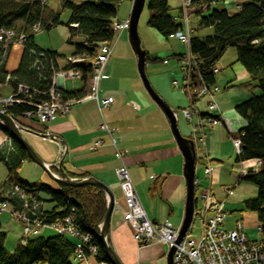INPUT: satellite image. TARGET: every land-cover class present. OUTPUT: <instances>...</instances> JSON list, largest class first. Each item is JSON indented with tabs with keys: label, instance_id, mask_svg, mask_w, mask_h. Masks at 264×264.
I'll use <instances>...</instances> for the list:
<instances>
[{
	"label": "trees",
	"instance_id": "16d2710c",
	"mask_svg": "<svg viewBox=\"0 0 264 264\" xmlns=\"http://www.w3.org/2000/svg\"><path fill=\"white\" fill-rule=\"evenodd\" d=\"M122 0H58L53 11H47L46 5L39 0H0V29H12L16 34H24L25 42L18 66L13 71L6 69V61L11 46L0 50V85L8 84L15 90L16 83L24 84L39 92H46L51 87V68L56 67L54 51L43 50L34 43L37 32L32 30L34 24L39 25V31H48L60 23L59 17L63 11L67 12L64 23L69 30L68 42L74 37L80 39L75 43L74 55L85 54L83 62L75 66L81 69L83 87L78 90L56 88L63 101L78 100L86 96L87 80L90 75L89 59L96 54L99 43H112L114 33L111 27L116 18L117 9ZM201 0H193L197 3ZM209 1V0H203ZM148 18L146 26L155 29L164 38L169 37L181 24L170 13L171 8L167 0H148L146 4ZM196 13L197 26H212L213 34L191 38L189 49L202 65L200 74L209 85L214 84L212 68L228 46L236 48V62L248 73V78L234 84L236 87L249 91L258 90L248 99L234 105L235 114L241 121L236 134L240 140L241 152L237 155L240 161H262L263 166L254 174H248L243 180L257 186L255 198L246 199L242 205L257 215L259 228L264 230V0H246L238 6V11L229 13L225 9H210ZM70 24H76L70 27ZM182 54L174 55L180 57ZM148 61L158 58L146 57ZM66 67V66H65ZM64 67V68H65ZM194 84L190 87L192 90ZM35 103L46 99L42 94L30 92L29 96L21 97ZM26 103H14L6 107V114L13 117L21 116L32 110ZM0 131L10 138L9 143L0 146V162L7 171V178L0 187V201L7 202L14 210L22 207V200L14 193L13 187L18 186L27 193H33L34 198L42 204L38 193L50 196L54 203L51 209L38 207L32 212L34 216L45 224H52L63 219L71 209H75L74 222L81 232L92 235L93 242L98 247L94 256L95 264L109 263L101 241L98 238L99 227L106 211L104 192L91 185L69 186L56 182L54 188L47 183L35 182L28 184L18 177V170L25 161H31L25 149L0 123ZM235 134V135H236ZM52 171L55 168L51 167ZM69 177L84 178L85 174L66 172ZM6 232L0 225V264H77L73 256V243L66 237L56 235L43 237L21 238L13 249L8 250L5 245Z\"/></svg>",
	"mask_w": 264,
	"mask_h": 264
},
{
	"label": "crops",
	"instance_id": "0c3cea01",
	"mask_svg": "<svg viewBox=\"0 0 264 264\" xmlns=\"http://www.w3.org/2000/svg\"><path fill=\"white\" fill-rule=\"evenodd\" d=\"M57 1L58 0L54 3V8ZM167 2L171 10H174V12L171 11L170 13L174 17L178 16L180 14L178 0H167ZM54 8H48L47 12L53 11ZM128 11L129 6L125 12ZM189 11L192 14L189 18V25L193 29V37L195 36V28L193 24H197L198 17H196V13L199 11H197L194 6L190 7ZM125 12L121 13L122 17H124ZM152 30L161 36L155 29ZM39 32L40 31L37 33ZM124 32L127 34V31H123L117 37L116 41L113 42L111 56L104 66L103 77L99 82V93L101 96L111 95L113 97V102L109 107L103 108L99 111L94 101L85 99L73 104L68 113L58 115L50 122H41L36 116H32L29 119H25V123L21 126L37 132L56 135L57 139H48L25 132L27 136L32 138L34 141V146L24 137L25 140L45 163L52 165L55 162L58 163L59 160V163L65 173L70 172L75 175L85 174L86 177L92 176L109 187L113 194V207L110 215L107 241L122 264H166V247L163 244L151 243L148 245H139L134 240L133 226L126 221L127 206L119 187V181L115 174V169L119 166V162L116 158V149L125 153L123 157L124 164L126 166L131 184L148 219L155 222L170 221L174 226H180L184 216L185 179L182 173L183 156L171 134L164 114L158 106L151 99H149L150 97L148 98L147 96L148 94L146 93L139 78L137 67L134 65L136 58L128 42V38L127 42L125 39H122V34ZM64 35H66V43L71 45L73 49L70 54L63 56V59L65 60L63 66H59L58 64V57L62 56L58 54L49 42H46L43 35L34 36V43L39 48L54 51L58 55V57L55 58V63L61 68L65 67L67 64L65 57L74 55V46L70 43H75L80 39L79 37H74L70 40V42H68V27ZM74 39L78 40L74 41ZM15 46L18 49L12 62L10 63L12 49ZM21 52V46H11L6 61V69L8 71H13L17 68ZM120 59H126L128 65H125V67L122 68L118 64V60ZM178 59L179 58L175 56V60L178 61ZM166 61V58L162 59L164 64ZM217 63L218 61L215 63V66L219 69V71H221V67ZM178 65L179 64L176 63L175 67L170 71L172 81L177 79L175 73L177 72ZM216 74H214V84L218 85ZM247 78L248 73L245 69H243V67H240L230 73L224 72V74H221L219 78V85L222 86L221 90H223L225 89V84L230 83L231 86L232 84L234 85L238 82L246 80ZM152 84L156 92L169 104L175 102L174 95L163 96L161 92L162 90L156 79L153 80ZM82 87L83 82L78 88H63L65 90H78ZM88 87L89 83L87 80V92ZM4 89L6 90L4 91ZM11 89V86L8 84L0 85V97H6L9 95L13 91ZM1 91L5 94L1 93ZM181 91L179 92L183 96L177 105L186 106L188 104V93L185 90ZM238 92L237 96L230 99H228L225 94L222 95L227 98V103H223V97H221V100L218 99L220 96L219 94L217 96L218 109L233 136H235L239 128H233L232 120L238 122L239 119L237 118L238 116L235 115V111L233 112L234 109L231 112L228 101L237 97H242L241 100L233 102L232 105H235L236 103L251 97L252 94L256 93V90L251 92L249 90L246 91L245 89H240ZM200 100L204 99H196L194 101V105L201 114H205L206 103L205 101L200 102ZM103 123H105L109 130H111V134H108L106 130L101 128ZM240 125L241 123L239 122L237 127H240ZM223 127L226 131L224 125ZM38 128H42L43 130L38 131ZM224 129L216 124L210 131L207 132L205 136L204 150L207 152L211 160V182L214 180H220L221 177L225 176V172L223 170L225 167H220L219 165H214L213 163L214 161L218 162V159L225 156L230 157L234 154L233 165L237 166L238 169L239 167L245 168L243 166V161L238 159L231 145L232 143L229 141L227 132L225 133ZM224 133L227 138H225ZM2 134L0 146L4 143L10 142V138L3 132ZM183 136L188 137L189 134ZM97 140H101L102 144L96 146L95 142ZM216 141H219V143L216 144ZM49 142L56 143V147L52 148L53 150L48 148V144L50 145ZM215 151L219 154L216 155ZM199 158L200 159L196 162L195 176L203 178L205 160L202 157ZM245 162L248 164L245 169L251 168L254 164H251L250 160H246ZM200 164L202 171L201 177L197 176V168ZM233 167L230 170V173L234 175L233 183L231 179L229 184H232L223 188L224 199L222 202H225V198L230 196L232 189L238 185L236 184L237 172L234 171ZM55 172L59 174V171H54V173ZM221 173L223 176H221ZM6 178L7 175L5 178L4 176L2 177L0 180V187ZM71 178L81 179L78 177ZM209 188L211 189V183ZM232 197L228 199L229 202L234 204L238 202L236 199H231ZM255 197L256 196H249L248 194L246 198L251 199ZM105 201L107 204L106 197ZM51 203L52 208L54 203ZM233 226L234 223L232 224V227ZM52 235H56L55 230L47 227L36 232L33 237H48ZM21 238L22 234L18 235L14 241L11 242L10 248L5 247L8 250L13 249ZM5 243L6 238L4 245ZM87 264H95L94 257H89Z\"/></svg>",
	"mask_w": 264,
	"mask_h": 264
},
{
	"label": "built area",
	"instance_id": "2783aa9c",
	"mask_svg": "<svg viewBox=\"0 0 264 264\" xmlns=\"http://www.w3.org/2000/svg\"><path fill=\"white\" fill-rule=\"evenodd\" d=\"M45 1L39 0L41 5L46 4ZM178 2L180 14L175 16L174 19L181 24V27L170 34L169 37L175 38L186 45L187 50L178 59L183 84L180 86L179 81L174 79L172 85L188 93V104L180 107L179 112L189 125L188 137L194 144L196 162L200 159L199 157L205 160L203 178L195 177L193 180L194 208L191 222L181 242L175 244L174 241L176 240L179 226H174L170 221L155 222L148 219L131 184L124 164L123 157L125 153L116 149V158L119 166L115 169V174L127 206L126 221L133 226V237L137 244L161 243L166 247V253L171 246H174L173 264H264V230L257 227V236H250L245 232L244 225L240 219L235 220L232 228H223L225 219L224 202L216 200L211 195L209 188L211 183V160L204 150L207 132L214 125L223 124L236 155L241 152L239 137L237 134L235 136L232 135L226 121L221 116L218 104L214 98L215 94L220 91V87L209 85L202 79L200 74L202 62L189 49L193 33V29L189 25V18L192 16L189 8L194 6L197 11H204L215 4L216 0H201L197 3H193V0H178ZM73 26L77 25L73 24ZM111 27L115 37L114 41H116L123 31L128 30V17L124 20L113 19ZM32 30L38 32L40 30L39 25L34 24ZM24 42V34H16L12 29H0V50L7 49L12 45L22 47ZM113 42L99 43L96 46V54L89 59V87L85 97L78 100L63 101L60 93L56 90V88L64 87L66 79L82 80L83 73L75 64L86 59V55L83 53L68 57V66L65 68L59 69L55 66L51 68V87L46 92H39L24 84L16 83L14 91L6 97H0V110L6 112L7 106L14 103H26L32 106L33 109L24 114L28 117L36 116L39 121L46 123L54 120L58 115L68 113L73 104L85 99L94 101L99 111L109 107L113 102V97L99 94V82L103 77L104 66L111 56ZM218 71L219 69L216 66L212 68V72L217 73ZM193 84L194 87L191 90L190 87ZM30 92L42 94L46 99L35 103L21 98L29 96ZM202 97L207 99L205 114H201L194 105V101ZM175 116L178 119V112H175ZM101 128L111 134V130L105 123L101 125ZM101 144V140L95 142L96 146ZM199 147L201 150H199ZM259 165L260 162L257 163V167ZM257 167H251L249 171L239 167L236 184L240 183L248 174L255 173ZM202 179L207 180L208 185L202 187L200 193L196 196L195 194L200 189ZM13 191L22 200L21 209L14 210L7 202L0 201V212H10L21 223L24 237L31 238L39 228L48 227L72 241L74 247L73 256L76 260H85L87 264L89 257L97 255L98 247L93 242L92 235L88 232H81L74 222L75 209H71L63 219L56 220L52 224H45L32 214L39 206V201L34 198L33 193L29 194L18 186H14ZM195 220L197 225L193 227Z\"/></svg>",
	"mask_w": 264,
	"mask_h": 264
},
{
	"label": "rangeland",
	"instance_id": "374dc122",
	"mask_svg": "<svg viewBox=\"0 0 264 264\" xmlns=\"http://www.w3.org/2000/svg\"><path fill=\"white\" fill-rule=\"evenodd\" d=\"M55 2H56V0H46L45 1V3H46L45 8L46 9H48V8L53 9ZM147 2H148V0H145L144 7L142 9V12H141L139 20H138V35L140 37V40H141L143 47L147 51L148 57L150 59L151 58H158L159 60L154 61V62L153 61L146 62L145 73H146V76H147L152 87H153V84H152L153 80H155V79L157 80V82H158V84L162 90L161 92H162L163 96L164 95L165 96L174 95L175 102L171 103L172 105L169 104L166 100L165 101L176 112H178L177 125L179 128V131L183 135H188L189 134V125L185 122L184 118L182 117L181 113L179 112V108L181 106L182 107H184V106L183 105H177V103L181 100V98L183 96L182 95L183 93L181 91L182 89L174 87L172 85V83H171L172 75L170 72L171 69H173L175 67L176 63L178 64V61L175 60V56L172 54L185 53L187 50L186 49L187 47L185 45H183L182 43H180L175 38H171V37L164 38L163 36H159L155 31H153L152 29H150L149 27L146 26V20L148 18V11L146 8ZM244 2H246V0H216V3L213 4L210 9L222 8V9H225L229 13H235L238 11V6L240 4H243ZM47 6H48V8H47ZM128 6H129V11L125 12L127 10ZM131 6H132V0H122L118 6V9H117L116 19H118V20L126 19L128 17L129 12H130ZM55 7H56V5H55ZM171 11L174 12V10H171ZM122 12H125L124 17L121 16ZM204 13H207V11H204ZM66 18H67V12L63 11L59 17V20H60L59 24L55 25L54 27H52L48 31L42 30L39 33L35 34V37H36V35L39 36L42 34L43 37L45 38L46 42H49V44L58 52V54L60 56H62V57H58L59 66H63V64L65 62V60L63 59V56H65L66 54H70L71 50L73 49L71 47V45L66 43V39H65L66 35H64L65 31H67V27L64 25ZM190 23H191V20H190ZM193 26L195 28V36H197V37L208 36V35L213 34V27L212 26L198 27V26H196V23H194ZM70 27H74L73 24H70ZM193 35H194V33H193ZM122 39H125L127 42L126 32H124L122 34ZM77 40L78 39H74V41H77ZM17 49L18 48L16 46L13 47L11 58H10V63L12 62V60H13L16 52H17ZM71 56H75V55H70V56L65 57L66 62H67L66 66H68V57H71ZM163 58L167 59L165 64L162 62ZM118 64L122 68H124L125 65H128V62L126 61V59H120V60H118ZM217 64L221 67V71H219L216 74V77L218 79L217 80L218 85H216V86L220 87V90H221L222 86L219 85V78H220L221 74H224V72L230 73L231 71H235V70H237V68L239 69L241 67V64L236 62V48H235V46H232V45L228 46L225 49L222 56L219 58ZM134 65H136V61H134ZM56 67L59 69H62L61 67H58L57 64H56ZM175 75L177 76V80L179 81L180 86H181L183 84V80H182V72L179 68V65H178V69H177V72L175 73ZM81 84H82V80H80V79H75V80L66 79L64 81V87L67 89L78 88L81 86ZM224 88L225 89L220 91V94L218 92L214 96L217 104H218V100H217L218 94L220 95L218 97V99L221 100V97H223V99H224L223 103H225V102L227 103V98L230 99L234 96H237L239 93L238 90L243 89V88L236 87L233 84L230 86V83L225 84ZM153 89H154V87H153ZM5 90L6 89H4V91ZM11 90H13V89H11ZM245 90L248 91L247 89H245ZM179 91H181L182 94ZM1 93H3V92L1 91ZM256 93H258V90H256ZM3 94H5V93H3ZM224 94L226 95L227 98L225 96H222ZM148 98H149V96H148ZM202 98L204 100H200V102L205 101V103H206L207 99L205 97H202ZM241 99H242V97H237V98H234V99L228 101V105H229V108L231 109V112L234 109V105H232L233 102L239 101ZM233 112H234V110H233ZM15 118H16V122L19 125H22L23 123H25L24 120L29 119L30 117H28L27 115H25L23 113L21 116H17ZM239 122L241 123L240 119L238 120V122L232 120L233 128L238 129L239 127H237V124ZM217 125H219L220 127H222V129H224L222 124H217ZM37 130L41 131L43 129L38 128ZM224 131H225V129H224ZM226 132H227V130L225 131V133ZM225 133H224L225 138H227L228 134L226 136ZM2 135H3L2 131H0V139H1ZM40 141H42V140H40ZM229 141H230V139H229ZM218 143H219V141H216V144H218ZM230 143H231V141H230ZM199 150H201L200 147H199ZM215 152H216V155L219 154L217 151H215ZM233 161H234V154L231 155L230 157L225 156L221 159H218V162H215V161L213 162L214 165H219L220 167L223 166V167L227 168V169L223 168V170L225 172V174H224L225 176H223L221 173V176H223V177H221V179L219 178L220 180H217V181L214 180L211 182V189L210 190H211L212 195L217 200L222 201L224 199L223 188L226 186L228 187L233 183L234 175L232 173H230V170L234 166ZM254 162L255 161L250 160L251 164H253ZM58 164H59V160H58V163L55 162L49 166L50 170L52 167V168H55V171H59ZM247 165L248 164L245 161H243V166L245 168ZM233 168H234L235 172H238L239 169L237 166H234ZM250 169L251 168H249L247 170H250ZM52 172L54 173V171H52ZM54 174L57 175L58 177H62L60 172H59V174L56 172ZM201 174H202V171H201V164H200V165H198V168H197V176L201 177ZM6 175H7L6 168H5L4 164L2 162H0V180L2 179L3 176L5 178ZM18 177L20 180L25 181L28 184H33L35 182H42V183H47L54 188L57 186L56 182L52 181L50 179V177L48 176V174L39 165H37L33 161H29V160L24 162L23 165L18 170ZM72 179H75V178H72ZM231 179H232V183L229 184ZM207 183H208L207 180H203L201 182L200 189L195 194L196 196L200 193V190L202 189V187L207 186ZM247 183L249 185H254L253 183H251L249 181L242 180V182H240L236 187H234L232 189V191H231L232 193L230 194V196L225 198V202H224V210H225V217L224 218L225 219H224V223H223V228L230 229L232 227V224L234 223V221L237 218H239V219H242V223L244 225L245 232L248 233V235L254 237V236H257L256 228L259 226V223L257 221V215L254 211L247 210L244 207V205H242V202L244 200H246L247 198L244 197L243 195H242L243 197H241V194L238 191L242 186H244V190L247 191V189H248V192H250V186H246ZM256 195H257V192H256ZM38 196L42 200L43 208L46 210L51 209L52 203L50 202V196L46 193H43V192H39ZM230 197H232L231 199H233V200L236 199V201H238V202H236L235 204L232 202H229L228 199H230ZM42 204H40L37 207H40V206L42 207ZM0 222H1V229L4 232H6V235H7L5 246L10 248L11 242H13L14 239L18 235L22 234L21 223L8 211L0 212ZM196 225H197V222L195 220L193 222V227H195ZM41 229H43V228H39L37 230V232ZM76 262H77V264H84L85 260L84 261L83 260L82 261L76 260Z\"/></svg>",
	"mask_w": 264,
	"mask_h": 264
},
{
	"label": "water",
	"instance_id": "95a60500",
	"mask_svg": "<svg viewBox=\"0 0 264 264\" xmlns=\"http://www.w3.org/2000/svg\"><path fill=\"white\" fill-rule=\"evenodd\" d=\"M145 0H132V6L128 16V30L127 38L128 42L132 48V51L136 58V67L139 74V78L142 82V85L150 97V99L158 106V108L164 114L171 134L181 151L183 156V169L182 173L185 179V204H184V216L182 222L179 226L178 234L175 244L181 242L185 232L191 222L193 208H194V188H193V178H194V169L196 154L193 141L185 136H183L177 125V118L175 116V110L153 89L151 86L146 73V50L144 49L140 37L138 35V20L142 9L144 7ZM0 123L8 131L10 136L15 139L18 143L27 152L29 159L39 165L50 177L52 181L62 183L69 186H82V185H91L100 188L107 199L106 211L104 216L99 224V233L98 238L102 243L104 254L110 264H122L116 254L113 251L111 245L107 242V235L109 231L110 224V215L113 207V194L109 187H107L102 182L98 181L92 176L81 178V179H72L65 173L62 169L61 164H58L59 172L62 177L55 175L49 168L50 164L45 163L41 157L33 150L30 144L25 140L21 131L29 132L37 136L48 138V139H57L56 135L50 133H41L34 131L29 128L22 127L19 125L16 120L11 117L9 114L0 110ZM174 252V246H171L166 253V264H173L172 256Z\"/></svg>",
	"mask_w": 264,
	"mask_h": 264
},
{
	"label": "bare ground",
	"instance_id": "6f19581e",
	"mask_svg": "<svg viewBox=\"0 0 264 264\" xmlns=\"http://www.w3.org/2000/svg\"><path fill=\"white\" fill-rule=\"evenodd\" d=\"M8 96V95H7ZM176 112V111H175ZM21 133H22V135L26 138V139H28L29 140V142H31V144L34 146V141L32 140V138H30V137H28L27 136V134L25 133V131H21ZM11 137V136H10ZM12 138V137H11ZM46 143H48V142H46ZM50 143V145L48 144V148L49 149H51V150H53L52 148L53 147H56V143H52V142H49ZM258 162H260V165L257 167V163ZM263 166V162L262 161H255L254 162V165H252V168H254V167H257V170H256V172L254 173V174H256L259 170H260V168ZM195 168H196V164H195ZM245 170H247V169H245ZM247 171H249V170H247ZM194 172H195V169H194ZM196 173V172H195ZM196 176H195V174H194V178H195ZM194 178H193V180H194ZM201 179V178H200ZM202 180H204V179H202ZM202 182V181H201ZM201 184V183H200ZM246 186H250V192H248V189H247V191H245L244 190V186H242L238 191H239V193L241 194V197H247V195L249 194V196H255L256 195V192H257V186L256 185H249L248 183L246 184ZM193 187H194V182H193ZM237 194V193H236ZM243 195V196H242ZM108 242V241H107Z\"/></svg>",
	"mask_w": 264,
	"mask_h": 264
}]
</instances>
